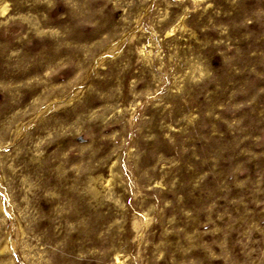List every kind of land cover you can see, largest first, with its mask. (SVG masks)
Masks as SVG:
<instances>
[{"label": "rangeland", "instance_id": "rangeland-1", "mask_svg": "<svg viewBox=\"0 0 264 264\" xmlns=\"http://www.w3.org/2000/svg\"><path fill=\"white\" fill-rule=\"evenodd\" d=\"M0 264H264V0H0Z\"/></svg>", "mask_w": 264, "mask_h": 264}]
</instances>
